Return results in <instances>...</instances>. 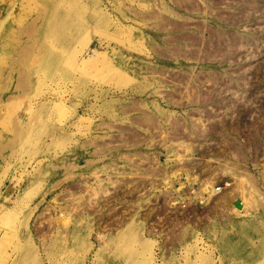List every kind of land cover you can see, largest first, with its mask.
I'll use <instances>...</instances> for the list:
<instances>
[{"label":"rangeland","instance_id":"obj_1","mask_svg":"<svg viewBox=\"0 0 264 264\" xmlns=\"http://www.w3.org/2000/svg\"><path fill=\"white\" fill-rule=\"evenodd\" d=\"M0 264H264V0H0Z\"/></svg>","mask_w":264,"mask_h":264},{"label":"built area","instance_id":"obj_2","mask_svg":"<svg viewBox=\"0 0 264 264\" xmlns=\"http://www.w3.org/2000/svg\"><path fill=\"white\" fill-rule=\"evenodd\" d=\"M223 188H224V184L219 183L216 186L215 192L220 193L223 190ZM196 190H198V188H195L194 185H192V184L187 185V189H185L186 193H188V194H186L187 200H190V198L193 197L194 192Z\"/></svg>","mask_w":264,"mask_h":264},{"label":"bare ground","instance_id":"obj_3","mask_svg":"<svg viewBox=\"0 0 264 264\" xmlns=\"http://www.w3.org/2000/svg\"><path fill=\"white\" fill-rule=\"evenodd\" d=\"M208 183H211L210 181L208 182ZM215 185V184H214ZM214 185H212V184H207L206 186H209V188L208 189H210L212 186H214ZM215 188H216V186H215ZM211 190V189H210ZM200 195V194H199Z\"/></svg>","mask_w":264,"mask_h":264}]
</instances>
